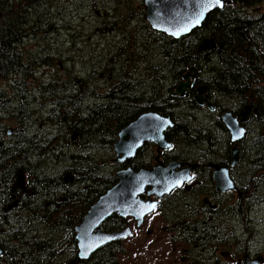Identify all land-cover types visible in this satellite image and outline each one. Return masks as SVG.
Segmentation results:
<instances>
[{
	"label": "trees",
	"instance_id": "trees-1",
	"mask_svg": "<svg viewBox=\"0 0 264 264\" xmlns=\"http://www.w3.org/2000/svg\"><path fill=\"white\" fill-rule=\"evenodd\" d=\"M222 1L199 29L172 45L148 28L142 5L134 0H101L99 6L92 0H0V264H119L124 248L118 242L77 261L73 229L114 185L115 171L149 168L151 156L141 150L124 165L113 163L111 148L118 132L147 112L171 121L164 137L180 158L205 143L210 154H229L231 144L217 117L223 112L237 117L249 107L239 142L244 170L233 178L240 198L226 202L231 221L210 231L264 234V223L251 218L264 205V11L258 10L264 0ZM82 5L100 12L101 22L90 25L86 16L82 26L72 25L71 13L83 18ZM71 7L74 12H62L69 18L53 14ZM57 24L71 55L76 45L89 49L78 54L77 72L75 58L34 52L42 49L40 34L59 35ZM84 31L101 44L97 55ZM204 39L213 40L212 52H197ZM29 42L34 46L26 49ZM187 72L195 86H207L213 115L195 105L193 90L181 99L171 97ZM18 171L23 187L12 200ZM125 226L111 216L101 230Z\"/></svg>",
	"mask_w": 264,
	"mask_h": 264
},
{
	"label": "water",
	"instance_id": "water-1",
	"mask_svg": "<svg viewBox=\"0 0 264 264\" xmlns=\"http://www.w3.org/2000/svg\"><path fill=\"white\" fill-rule=\"evenodd\" d=\"M223 5L222 0L219 3H216V0H142L144 21L148 28L169 38L172 45L179 38L199 29L206 16L215 10H220ZM214 49L213 40L204 39L198 46L197 52H212ZM189 79L191 75L187 72L174 87L172 98H183L185 93L194 86V80L189 81ZM206 92V85L196 87L192 100L195 105L199 107L204 105L208 112L213 113L214 107L206 96L202 97ZM248 111L249 107L246 106L240 110L237 117L230 112H223L218 117L231 144L229 168L237 162L238 143L245 137L243 124L247 122ZM171 128L172 124L169 119L147 112L139 115L118 132L116 141L111 147L113 163L124 165L134 159L143 145L151 144L154 146V165L148 169L138 170L125 167L113 173L114 185L90 206L80 223L73 229L77 261H85L101 247L129 237V226L119 231L104 232L101 230V225L111 216L120 219L129 218L133 221L134 228L138 229L144 217L156 208L157 200L179 188L188 179V171L193 166L175 172L179 164L169 162L163 165L160 160V155L170 148L164 134ZM209 167L213 169L214 191L221 193L234 191L228 168L214 165ZM64 181H69V177L66 176ZM22 185L23 175L18 171L15 177V187L20 188ZM15 205L16 202L6 211ZM2 254L0 249V257Z\"/></svg>",
	"mask_w": 264,
	"mask_h": 264
},
{
	"label": "flooded vegetation",
	"instance_id": "flooded-vegetation-1",
	"mask_svg": "<svg viewBox=\"0 0 264 264\" xmlns=\"http://www.w3.org/2000/svg\"><path fill=\"white\" fill-rule=\"evenodd\" d=\"M95 15L97 16V14ZM51 51L53 49L50 50L48 56H52ZM34 52L44 56L46 49H36ZM59 68L61 69V67ZM46 74L44 72L43 75ZM192 80H194V86L190 90L194 92V89L200 85L195 86V79L191 77L189 81ZM205 96L208 98L207 92L202 95V97ZM197 107L205 108L209 115L214 114V112H208L204 105ZM200 112L198 111L194 115L200 116ZM209 115L208 117H210ZM9 134L7 133V135ZM210 134L215 142L217 140L222 144V137L219 133L212 131ZM188 140L193 141L194 138L190 137ZM238 148L237 162L232 168H229V154H223L219 151L210 154L206 143L202 150L190 147V152L180 158L176 157L177 153L172 148L160 155L163 165L169 162L179 164L175 172L186 170L189 166L193 167L188 171V179L179 188L157 200L156 212L158 219L164 223H162L164 227L157 228L156 235L160 238L159 242L165 246L166 252L164 256L155 255L152 259H156L159 264L167 263L170 257H173V260H170L168 264H264V234H253L252 231L250 233L247 231L228 234L223 231L216 233L210 231V227L215 230L216 226L231 221V218L228 217L231 208H226V202L230 203L235 197L240 198V194L236 192L233 178L240 176L244 170L243 162L245 159L243 157L246 155L240 154L239 143ZM140 150L142 156H151L149 167L153 166L154 146L145 144ZM210 165L228 168V175L234 191L224 193L214 191L213 169L209 167ZM22 187L17 188L14 185L10 191L12 200L15 198V191L22 189ZM20 192L22 193L23 190ZM253 213L251 218L255 221L259 219L258 223L263 224L264 205ZM142 226L143 224L137 231ZM151 234L152 232L146 231L144 237H149ZM149 240L150 238H146L147 242ZM153 243L154 241L150 242L149 249Z\"/></svg>",
	"mask_w": 264,
	"mask_h": 264
},
{
	"label": "rangeland",
	"instance_id": "rangeland-1",
	"mask_svg": "<svg viewBox=\"0 0 264 264\" xmlns=\"http://www.w3.org/2000/svg\"><path fill=\"white\" fill-rule=\"evenodd\" d=\"M94 2V4L96 6H99L100 3H101V0H92ZM97 1V2H96ZM134 2L139 5V4H142V1L140 3V0H134ZM62 3V2H61ZM90 5H91V1L89 2ZM87 5V3H85ZM84 8L79 11L81 12V15L83 16V18H76L75 13H71V20H75V21H72V25H79V26H82V21L84 20V18L86 16L89 17V19H91V22H90V25H93L95 26L96 25V22H99L101 19H102V14L98 11H95V10H91V9H87L85 8V5H82ZM259 11H264V4L261 5L259 8H258ZM58 11V12H57ZM62 12H74V9L73 7H71L70 9H66L64 11H60V9L58 10L57 8L55 9V11L53 12L54 16L57 17L58 19L60 18H69L70 16H65V13L63 15ZM99 13L98 17H95L94 15ZM101 14V15H100ZM60 17V18H59ZM101 22V21H100ZM56 25V24H55ZM58 26H56L55 28L58 30L57 31V35L56 37H54V33H53V37H51L50 35L46 34V33H43V34H40L39 31H37L39 34H40V37L41 41H39L37 44L40 45L43 49H46V52H45V55H49L50 52H48V49L46 48V46L48 45L49 49L51 50L53 48V51L52 52V57H55V55H59V53L61 54V58L63 57V59H68L69 57H72V58H75L74 59V62L76 63V68H73V71L77 72L78 71V68L77 67H80L79 65H77L79 59H78V54L81 52H87L89 49H83L84 47L87 48L86 46H84V44H79V45H76L75 46V49L74 51L77 52L75 53V55H71L69 53V49L71 47H68V44L66 43L67 40H66V35L65 34H62V33H59V28H60V25L61 24H57ZM87 27V26H86ZM86 27H83L84 30H86ZM42 28H45L47 29V27H42ZM53 29V28H52ZM47 30H44L43 32H47ZM84 36H89L87 37V43H90L92 44L91 47L95 48V53L99 52L100 50H102L101 48V44L99 43V41L97 40V38H93L91 39V37H93L92 35L93 34H90V32H87V31H84L83 32ZM91 36H90V35ZM53 39V40H52ZM56 40V41H54ZM34 46V43L33 42H29L26 44V49H30ZM57 51V52H56ZM96 53V55H97ZM86 61H89V59L86 58ZM57 62V61H56ZM55 62V64H56ZM60 64V62H59ZM61 69L58 68V71H61L62 70V67L63 65L61 66ZM41 72L40 73H43L45 72L44 70H40ZM50 71V70H49ZM54 72H51V74H53ZM39 78L41 76H38ZM250 127V126H249ZM251 129V127H250ZM158 213L154 212L153 214L147 216L144 221H143V226L142 228L139 230V231H133L132 230V233H131V236L123 241V242H120V245H122V247L124 248L125 250V253H123L121 256H119L117 258L118 260V263L119 264H159L156 259H152L155 255H159V256H164L165 255V252H166V248L165 246L159 242V237L158 235H156V230L157 228L161 227L163 228L164 227V223L161 222L158 218ZM126 223L127 224H131V220H126ZM163 223V224H162ZM146 231H150L152 232L151 236L149 237H144V234L146 233ZM250 230H248L247 233H250L249 232ZM234 233H237V232H234ZM260 236V235H258ZM146 238H150V240L147 242L146 241ZM154 243L152 244L153 246L151 247V249H149V244L150 242H153ZM159 242V243H158ZM158 243V244H157ZM129 244H131L130 246H128ZM145 244V245H144ZM144 245V246H143ZM124 255V256H123ZM170 260H173V257H170L168 260H167V263H164V264H168V262ZM121 261V262H120Z\"/></svg>",
	"mask_w": 264,
	"mask_h": 264
},
{
	"label": "bare ground",
	"instance_id": "bare-ground-1",
	"mask_svg": "<svg viewBox=\"0 0 264 264\" xmlns=\"http://www.w3.org/2000/svg\"><path fill=\"white\" fill-rule=\"evenodd\" d=\"M255 11H257V10H255ZM47 71H48V69H47ZM40 72V71H39ZM157 114V113H156ZM253 114V113H252ZM218 118V117H217ZM10 137V136H9ZM153 152V151H152ZM18 190V189H17ZM124 256V255H123ZM121 262V261H120Z\"/></svg>",
	"mask_w": 264,
	"mask_h": 264
},
{
	"label": "snow or ice",
	"instance_id": "snow-or-ice-1",
	"mask_svg": "<svg viewBox=\"0 0 264 264\" xmlns=\"http://www.w3.org/2000/svg\"><path fill=\"white\" fill-rule=\"evenodd\" d=\"M220 2V0H216V3H219Z\"/></svg>",
	"mask_w": 264,
	"mask_h": 264
}]
</instances>
